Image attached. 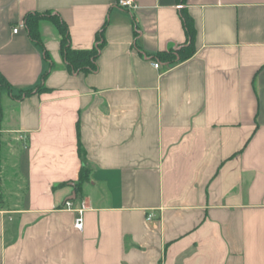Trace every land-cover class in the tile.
<instances>
[{
    "label": "crops",
    "instance_id": "crops-1",
    "mask_svg": "<svg viewBox=\"0 0 264 264\" xmlns=\"http://www.w3.org/2000/svg\"><path fill=\"white\" fill-rule=\"evenodd\" d=\"M117 2L0 0V264H264V0Z\"/></svg>",
    "mask_w": 264,
    "mask_h": 264
},
{
    "label": "trees",
    "instance_id": "trees-1",
    "mask_svg": "<svg viewBox=\"0 0 264 264\" xmlns=\"http://www.w3.org/2000/svg\"><path fill=\"white\" fill-rule=\"evenodd\" d=\"M44 18L51 21L57 27V29L61 34V50L68 70L72 74L96 72L98 69L97 58L99 55V50L102 47L103 43L93 50H74L70 46V35H69L68 27L59 17L39 16L37 14L34 15L29 14L25 18V26L26 29L28 30L30 38L39 45H42V42L38 29V24ZM181 18L184 28L186 30V34L188 36L189 45L175 54L169 53L163 57L164 61H168L169 63L172 64L186 61L191 57H193L195 54L194 40H195L196 31L194 28L193 20L186 12L183 11L181 12ZM46 58H48L47 53H46ZM0 84L5 85L3 80L0 81ZM0 116H1V108H0ZM1 147H2V142L0 138V149ZM80 157L84 165L80 172L79 187H81L84 183L88 181L89 173H90L86 167L85 152L81 147H80Z\"/></svg>",
    "mask_w": 264,
    "mask_h": 264
},
{
    "label": "built area",
    "instance_id": "built-area-1",
    "mask_svg": "<svg viewBox=\"0 0 264 264\" xmlns=\"http://www.w3.org/2000/svg\"><path fill=\"white\" fill-rule=\"evenodd\" d=\"M117 6L120 9L132 12L137 7V0H118ZM18 31H19V28L14 29V33H18ZM153 66L154 68L159 69L161 64L158 62H154ZM64 208L68 211H72L76 213V218L74 221V228L77 231L82 232L84 229V214L88 209L85 203H82L79 207L75 208L73 202L68 201L65 204Z\"/></svg>",
    "mask_w": 264,
    "mask_h": 264
},
{
    "label": "rangeland",
    "instance_id": "rangeland-1",
    "mask_svg": "<svg viewBox=\"0 0 264 264\" xmlns=\"http://www.w3.org/2000/svg\"><path fill=\"white\" fill-rule=\"evenodd\" d=\"M2 149V148H1ZM1 157V156H0ZM0 162H1V158H0ZM0 171H2V169H1V164H0ZM8 174H11V172H10V167H8Z\"/></svg>",
    "mask_w": 264,
    "mask_h": 264
}]
</instances>
